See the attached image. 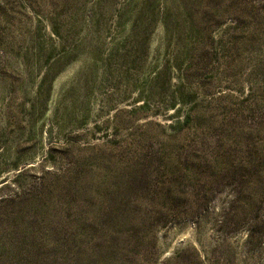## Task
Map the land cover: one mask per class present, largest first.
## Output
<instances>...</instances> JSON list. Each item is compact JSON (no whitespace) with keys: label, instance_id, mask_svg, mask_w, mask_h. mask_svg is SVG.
I'll list each match as a JSON object with an SVG mask.
<instances>
[{"label":"rangeland","instance_id":"rangeland-1","mask_svg":"<svg viewBox=\"0 0 264 264\" xmlns=\"http://www.w3.org/2000/svg\"><path fill=\"white\" fill-rule=\"evenodd\" d=\"M0 264H264V0H0Z\"/></svg>","mask_w":264,"mask_h":264}]
</instances>
